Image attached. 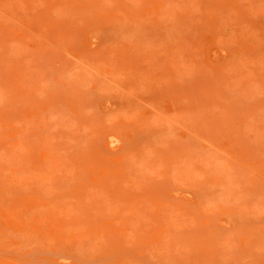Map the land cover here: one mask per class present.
Here are the masks:
<instances>
[{"label":"rangeland","instance_id":"1","mask_svg":"<svg viewBox=\"0 0 264 264\" xmlns=\"http://www.w3.org/2000/svg\"><path fill=\"white\" fill-rule=\"evenodd\" d=\"M0 264H264V0H0Z\"/></svg>","mask_w":264,"mask_h":264}]
</instances>
